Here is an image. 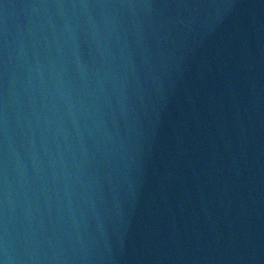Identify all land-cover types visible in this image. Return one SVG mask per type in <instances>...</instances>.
I'll return each mask as SVG.
<instances>
[{
  "label": "water",
  "instance_id": "obj_1",
  "mask_svg": "<svg viewBox=\"0 0 264 264\" xmlns=\"http://www.w3.org/2000/svg\"><path fill=\"white\" fill-rule=\"evenodd\" d=\"M0 264H264V0H0Z\"/></svg>",
  "mask_w": 264,
  "mask_h": 264
}]
</instances>
